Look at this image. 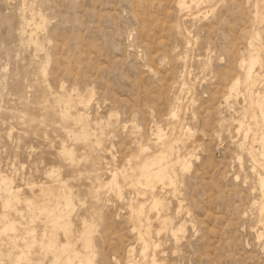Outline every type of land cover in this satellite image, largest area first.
I'll list each match as a JSON object with an SVG mask.
<instances>
[{"label": "rangeland", "instance_id": "1", "mask_svg": "<svg viewBox=\"0 0 264 264\" xmlns=\"http://www.w3.org/2000/svg\"><path fill=\"white\" fill-rule=\"evenodd\" d=\"M185 1L0 0V176L16 190L0 189V264H63L64 250L71 264L82 252L91 264H264L262 168L248 154L264 163V127L243 99L256 50L264 75V0ZM161 136L177 173L153 183L164 223L128 181ZM43 197L60 214L42 212ZM138 231L158 243L147 260Z\"/></svg>", "mask_w": 264, "mask_h": 264}, {"label": "bare ground", "instance_id": "2", "mask_svg": "<svg viewBox=\"0 0 264 264\" xmlns=\"http://www.w3.org/2000/svg\"><path fill=\"white\" fill-rule=\"evenodd\" d=\"M178 1V0H177ZM194 1H197V0H194ZM199 1V0H198ZM257 1V2H256ZM255 1V3H258V0H256ZM185 0H179V3H180V5H184L185 4ZM191 2V1H190ZM197 3V2H196ZM199 3V2H198ZM188 4H189V2H188ZM185 5H187V3L185 4ZM256 6V5H255ZM258 7V6H257ZM256 8V7H255ZM31 9V8H30ZM256 10V9H255ZM255 10H254V12H255ZM259 12V11H258ZM255 15V14H254ZM260 16V15H259ZM258 33V32H257ZM188 40V39H187ZM252 47H253V45H251ZM250 47V46H249ZM259 49H260V47H259ZM249 50V49H248ZM253 50H254V48H253ZM255 50H256V47H255ZM251 52V51H250ZM253 52V51H252ZM246 60V59H245ZM262 61H261V58H260V53H259V51L258 50H256L255 51V53H250L249 54V56H248V63H247V69H246V71H244V72H246L245 73V84H246V86H247V91H246V93L244 94V96H243V99L245 100L246 99V96L248 97V99H249V101H248V106L250 107V108H252V115H250V116H252L253 117V120H259L261 123V125H263V127H264V101H263V97H264V91L263 92H261L260 90H257L255 93L253 92H251V87L258 81V80H260L261 79V77H264V75H262L261 73H258V72H255V70H254V67H255V65H258L257 63H260V65L263 63H261ZM246 63V62H245ZM241 65V64H240ZM244 67V66H243ZM246 68V67H245ZM237 79H239V78H237ZM243 80V79H242ZM243 82V83H244ZM185 83V82H184ZM237 85H238V80H236L235 82H233V85H232V87H231V90L234 92V89H235V87L237 88ZM253 89V88H252ZM231 90H229V91H231ZM73 91H75L74 89H73ZM236 91V90H235ZM77 91H75L74 93H76ZM235 93V92H234ZM73 94V93H72ZM89 94V93H88ZM237 94V93H236ZM74 95V94H73ZM78 95V94H77ZM87 95V94H86ZM231 95V94H230ZM88 97V96H87ZM73 98V97H72ZM71 98V99H72ZM85 98V97H84ZM91 98V97H90ZM178 98V97H177ZM77 99V98H76ZM66 100V99H65ZM67 100H70V99H67ZM177 100V99H176ZM85 101V100H84ZM174 101H175V99H174ZM83 102V101H82ZM80 100H79V103H82ZM87 102V101H86ZM86 102H85V104H86ZM177 102H179V101H177ZM246 102V101H245ZM88 103V102H87ZM65 104H67V103H65ZM83 104H84V102H83ZM82 104V105H83ZM78 105V104H77ZM174 105H176V104H174ZM84 106V105H83ZM80 108H82V107H80ZM177 108V107H176ZM77 109V108H76ZM176 110V109H175ZM174 110V111H175ZM177 110H178V108H177ZM176 110V112H178ZM180 110V109H179ZM81 111V110H80ZM77 112H79L78 110H77ZM82 112V111H81ZM176 112H172L173 114H175ZM80 114V113H79ZM85 114V113H84ZM171 114V113H170ZM176 115H177V113H176ZM179 115V114H178ZM177 115V116H178ZM79 119H81V118H79ZM85 119V118H84ZM113 119V118H112ZM112 119H111V121H112ZM175 119H177V118H175ZM78 121V120H77ZM256 121H254V123L256 122ZM88 123V122H87ZM86 123V124H87ZM181 123V122H180ZM179 123V124H180ZM257 123H259L258 121H257ZM83 124V123H82ZM178 124V125H179ZM252 124V123H251ZM241 122H238L237 121V124H236V130L237 129H239L240 127H241ZM247 126V128L246 129H252L253 128V126H250V124H247L246 125ZM87 127V126H86ZM159 127V126H158ZM157 127V128H158ZM254 127H255V125H254ZM84 129H86L85 127H83ZM88 128V127H87ZM191 127H188V126H185V125H181V127H180V133L182 134L183 133V138H182V140L183 139H185L184 138V136L186 137V138H188L190 135H191V129H190ZM90 129V128H89ZM176 129V128H175ZM245 129V130H246ZM256 129V128H255ZM263 130H264V128H262ZM161 130V129H160ZM159 130V131H160ZM178 130V129H177ZM247 130V131H248ZM254 130V129H253ZM158 130H157V132H159ZM246 131V132H247ZM255 131V130H254ZM87 132H89V130L87 131ZM161 133V132H160ZM159 133V134H160ZM163 133H165V132H163ZM177 133V132H176ZM93 134H94V132H93ZM178 134V133H177ZM176 134V135H177ZM263 134V133H262ZM163 136V135H162ZM160 137V141H161V144H162V146H163V149H159L160 151L159 152H157V153H155V154H152V155H149L147 158H145V160L141 163V164H139L138 166H137V173H135V175H133L132 177H129L130 178V180H128L129 181V183H135V185H137V186H139V187H141L142 189H144V190H148L150 193H151V202H152V205H153V207L157 210V212H158V214H157V218L159 219V221L160 222H162V223H164L165 221V217H162V216H160L159 215V213H160V211H167L168 210V208H169V202L168 201H165L164 199H161L160 197H156L155 195H154V189H153V183L154 182H160V183H162L163 185H173L174 183H175V181H176V178H177V173L175 172V170L174 169H172V171L171 172H169V171H167L168 169H165V166L163 165V163L165 164V162H167V156H168V153H169V151L171 150L170 148H171V145L170 146H168L167 144H166V142H165V140L164 139H166L167 138V136H165V134H164V137H166V138H164V137ZM261 137H260V144H261V151L259 152L260 154H261V156L262 157H264V134L263 135H260ZM95 137V136H94ZM159 137V136H158ZM182 137V136H181ZM176 138H179V137H176ZM168 139V138H167ZM157 140V139H156ZM173 140V139H172ZM188 140H189V138H188ZM159 141V142H160ZM175 141H176V139H175ZM184 141V140H183ZM176 142H178V141H176ZM175 142V143H176ZM155 143H157V141H155ZM180 143H183V142H180ZM159 144V143H158ZM157 144V145H158ZM185 144V143H184ZM183 144V145H184ZM185 146V145H184ZM183 146V147H184ZM240 146V145H239ZM242 146V145H241ZM186 147V146H185ZM144 149V148H143ZM145 149H146V147H145ZM170 149V150H169ZM174 149H176V148H174ZM246 150V149H245ZM182 151H184V150H182ZM189 151H191V150H189ZM248 154H250V157H252V159H253V161H254V163H255V165H259L261 168H262V173H259L258 175H259V180H260V183H261V185H262V187H261V189L260 190H262V192L260 193V194H262V197H260V199H261V206H260V214L262 215L263 213H264V163H263V161L261 162L260 160H259V158H256V154H255V150H253V148H252V146H250L249 147V150H248ZM175 156V158H173L172 160H174V162L175 163H179V165H180V170L181 171H184L185 169H187V168H189L190 167V165H191V161H190V156H191V154H189L187 151H184V152H182V153H178L177 155L175 154L174 155ZM261 157V158H262ZM172 158V157H171ZM170 160V159H169ZM171 162V161H170ZM173 162V163H174ZM167 168V167H166ZM259 171V172H260ZM112 173H113V171H112ZM110 174V175H112V178H111V181H110V183H108L109 184V186H111V187H113V188H115L116 190H117V192L120 194L121 193V190H120V184L121 183H118L119 182V180H116L115 179V177L117 176V175H115V173H113V174ZM125 176V175H124ZM109 182V181H108ZM127 182V181H126ZM0 189H5L7 192H8V195H9V193H11V192H14V191H16L15 189H13V187H12V185H11V180L10 179H8V178H6V177H2V176H0ZM51 193V192H50ZM47 194V193H46ZM45 195V194H44ZM9 196H12V195H9ZM261 196V195H260ZM8 197V196H7ZM11 197H9V201L12 199H10ZM44 199H43V201H42V203H41V209H42V212L44 211L47 215L48 214H52V215H54V214H60V211H61V207H60V202L59 201H55L54 203H53V206H52V204H50L49 203V199H47L48 197H43ZM7 199V198H6ZM17 200V199H16ZM4 201V200H3ZM5 201H7V200H5ZM131 202V201H130ZM3 204V203H2ZM5 204V203H4ZM65 205L67 206V205H69V202H68V200H66L65 201ZM143 206V204H141L140 205V208ZM68 207V206H67ZM181 207V206H180ZM179 211V207H178V209H177V212ZM45 214V215H46ZM63 214V213H62ZM47 215H46V218H47ZM61 216V215H60ZM52 217V216H51ZM58 217V216H57ZM48 218H49V216H48ZM52 218H54V217H52ZM64 219H65V216H64ZM50 221V220H49ZM63 221H66V220H63ZM52 222V221H51ZM66 223H67V221H66ZM170 232H171V234L174 236V238H178L177 236H178V232H179V229H175V228H171L170 227ZM47 232V231H46ZM148 232V231H147ZM147 232H145V233H142L141 231H138V235H139V238L141 239V241H142V246H141V248H142V254H143V258H146L147 256V250H148V248L152 245L154 248L158 245V243L156 244L154 241H149L148 239H149V237H147L146 235H147ZM83 233V232H82ZM149 233V232H148ZM48 234V233H47ZM86 234H87V231H86ZM82 235V234H81ZM81 237V236H80ZM81 240H85V235L84 236H82V239ZM90 240V239H89ZM89 240H88V242H89ZM79 241V240H78ZM91 241V240H90ZM84 243V242H83ZM80 244V243H79ZM77 246V245H76ZM129 248V247H128ZM76 251V250H75ZM78 251H80V250H78ZM128 252L129 253H132L133 252V247H130L129 249H128ZM62 257H63V264H71V262H72V260H73V258L75 257V253H73L72 251H67V250H64L63 252H62ZM94 256V255H93ZM81 257H83V259H85L86 260V264H91L92 263V261L93 260H91V259H93L92 257L90 258V256L86 253V252H82V255L80 254V257H79V259L81 258ZM152 257V256H151ZM142 258V259H143ZM58 259H59V257H58ZM149 259H150V257H149ZM146 260H147V258H146ZM59 261V260H58ZM134 261V260H133ZM132 261V262H133ZM79 262V261H78ZM129 262V261H128ZM127 262V263H128ZM135 262V261H134ZM156 262V259L154 258V257H152L151 258V263L152 264H154ZM62 263V262H61ZM146 263V262H145ZM159 263V260H158V262H156L155 264H158ZM75 264V263H74ZM81 264H83V263H81ZM85 264V263H84ZM93 264H94V262H93Z\"/></svg>", "mask_w": 264, "mask_h": 264}]
</instances>
